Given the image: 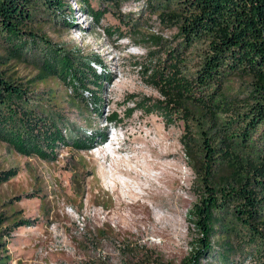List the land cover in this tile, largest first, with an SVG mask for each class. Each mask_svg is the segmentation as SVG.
<instances>
[{
  "label": "rangeland",
  "instance_id": "1",
  "mask_svg": "<svg viewBox=\"0 0 264 264\" xmlns=\"http://www.w3.org/2000/svg\"><path fill=\"white\" fill-rule=\"evenodd\" d=\"M65 1L71 6L63 13L27 27L61 49L102 61L92 63L98 72L105 67L101 86L89 84L94 93L100 89L99 103L93 92L74 95L59 78H38L39 54L9 58L1 36L6 61L0 68L31 86L71 140L82 137L92 148L60 146L50 161L0 141V171L17 170L0 185V264H182L199 248L188 220L199 196L182 142L185 122L168 125L141 108L128 114L136 107L131 95L160 97L141 64L163 61L165 48L179 51L178 25L162 19L164 10H145L143 0H89L95 9H109L99 21L79 0ZM200 49L192 48L190 61ZM250 81L234 77L227 90L247 88ZM114 111L122 120L109 121ZM228 237L221 232L216 239ZM231 257L255 262L238 252ZM202 263L222 264L214 256Z\"/></svg>",
  "mask_w": 264,
  "mask_h": 264
},
{
  "label": "trees",
  "instance_id": "2",
  "mask_svg": "<svg viewBox=\"0 0 264 264\" xmlns=\"http://www.w3.org/2000/svg\"><path fill=\"white\" fill-rule=\"evenodd\" d=\"M79 1L97 21L109 10ZM143 1L148 12L164 10L158 12L162 19L177 23L180 49L165 48L163 61L142 62L145 81L160 97L131 95L136 107L128 114L141 108L163 116L168 125L176 119L185 122L182 142L199 196L188 220L199 248L182 264H203V258L213 256L222 264H239L232 260L235 252L264 264V0ZM70 6L65 0H0V36L9 58L39 54L38 78H59L81 97L93 92L98 104L100 89L94 93L89 84L101 86L105 67L98 72L92 63L102 61L61 49L27 27ZM112 31L105 29L108 35ZM195 46L201 49L193 52L197 60L190 61ZM5 58L0 56V66ZM234 77L251 81L247 88L229 91ZM107 118L122 120L117 111ZM70 138L31 86L0 68V141L20 154L50 161L60 146L92 148L87 139ZM16 174L15 168L1 170L0 185ZM221 232L230 237L217 241Z\"/></svg>",
  "mask_w": 264,
  "mask_h": 264
}]
</instances>
